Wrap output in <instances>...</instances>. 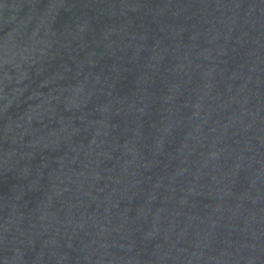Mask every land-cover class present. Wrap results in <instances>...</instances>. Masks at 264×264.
Returning <instances> with one entry per match:
<instances>
[{"label":"water","instance_id":"95a60500","mask_svg":"<svg viewBox=\"0 0 264 264\" xmlns=\"http://www.w3.org/2000/svg\"><path fill=\"white\" fill-rule=\"evenodd\" d=\"M0 264H264V0H0Z\"/></svg>","mask_w":264,"mask_h":264}]
</instances>
